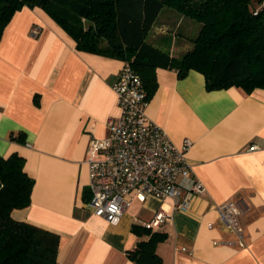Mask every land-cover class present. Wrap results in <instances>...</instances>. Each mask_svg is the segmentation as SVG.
<instances>
[{
    "label": "crops",
    "instance_id": "0c3cea01",
    "mask_svg": "<svg viewBox=\"0 0 264 264\" xmlns=\"http://www.w3.org/2000/svg\"><path fill=\"white\" fill-rule=\"evenodd\" d=\"M193 23L163 8L147 36L162 44L171 35L169 51L179 55L189 49L177 43L179 32ZM124 62L77 49L40 7L13 14L0 39V157L23 155L34 184L29 205L11 216L59 234L58 264H136L127 252L148 236L136 235L131 226L143 225L159 210L166 219L153 230L167 233L156 247L162 264H264L262 88L208 90L196 70L179 77L174 68H156L146 115L176 145L192 141L186 156L206 190L189 194L186 210H175L169 198H134L115 224L88 206L86 148L91 137L107 134L108 120L119 113L112 83ZM19 133L24 142L14 139ZM236 198L250 206L239 221L244 245L214 244L237 240L216 210Z\"/></svg>",
    "mask_w": 264,
    "mask_h": 264
},
{
    "label": "trees",
    "instance_id": "16d2710c",
    "mask_svg": "<svg viewBox=\"0 0 264 264\" xmlns=\"http://www.w3.org/2000/svg\"><path fill=\"white\" fill-rule=\"evenodd\" d=\"M258 0H0V39L13 14L24 6L40 7L76 42L79 50L130 63L148 98L156 88L155 69L174 68L204 75L208 90L238 87L246 93L264 89V11ZM163 8L198 23L192 47L171 54L147 40ZM24 142V135L14 136ZM17 152L0 157V264H58L59 234L11 216L30 203L34 178ZM138 241L128 255L136 264H162L156 247L167 233L131 226Z\"/></svg>",
    "mask_w": 264,
    "mask_h": 264
},
{
    "label": "built area",
    "instance_id": "2783aa9c",
    "mask_svg": "<svg viewBox=\"0 0 264 264\" xmlns=\"http://www.w3.org/2000/svg\"><path fill=\"white\" fill-rule=\"evenodd\" d=\"M264 11L258 0L254 14ZM39 32L34 27L32 34ZM119 113L107 123L104 137H91L86 148L89 167L88 206L110 223H117L134 198L144 201L149 195L169 198L175 210L188 208L189 194H202L204 184L192 175L186 153L192 141L184 138L176 145L166 131L146 115L147 90L140 75L125 61L112 83ZM256 146H250L254 149ZM187 182V183H185ZM187 194L182 196V190ZM219 219L237 240H215L214 244L244 245L240 218L250 210L242 198L216 206ZM166 214L159 210L144 226L154 229ZM183 250L186 248L183 247Z\"/></svg>",
    "mask_w": 264,
    "mask_h": 264
},
{
    "label": "rangeland",
    "instance_id": "374dc122",
    "mask_svg": "<svg viewBox=\"0 0 264 264\" xmlns=\"http://www.w3.org/2000/svg\"><path fill=\"white\" fill-rule=\"evenodd\" d=\"M189 18V17H188ZM191 19V18H190ZM193 20V19H192ZM193 26L190 28V30H186L184 32H179V34L182 33V36L178 37L177 43H182L184 44V47L187 46L186 48H191L192 47V39L195 37V35L197 34L199 28H200V23H198L197 21L193 20ZM168 32V31H167ZM169 33L171 34L172 31H169ZM153 34V33H152ZM153 36V35H152ZM151 36V38L153 39V37ZM147 40H150V35L147 36ZM167 41H164L162 44H157L156 41H154L156 45L165 48L166 50H169L170 44H171V40L172 37L171 35L168 36V39H166ZM188 50V49H187Z\"/></svg>",
    "mask_w": 264,
    "mask_h": 264
}]
</instances>
